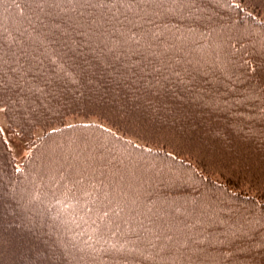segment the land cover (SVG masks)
Listing matches in <instances>:
<instances>
[{"label":"trees","instance_id":"obj_1","mask_svg":"<svg viewBox=\"0 0 264 264\" xmlns=\"http://www.w3.org/2000/svg\"><path fill=\"white\" fill-rule=\"evenodd\" d=\"M247 5L0 0L8 123L29 139L59 123L20 165L0 132V264H264V20ZM91 109L112 127L63 123Z\"/></svg>","mask_w":264,"mask_h":264},{"label":"rangeland","instance_id":"obj_2","mask_svg":"<svg viewBox=\"0 0 264 264\" xmlns=\"http://www.w3.org/2000/svg\"><path fill=\"white\" fill-rule=\"evenodd\" d=\"M247 1V6L264 20V4L258 3L256 2V0ZM87 121L99 123L109 128L112 127L108 123L107 119L102 117V112L100 110L98 111V109H91L89 111H78L76 113L74 112V114L67 115L64 118L63 123L70 124L74 122ZM58 125L59 123H54L48 126L36 125L30 135L32 136V138L29 139L28 136L25 137L20 130L10 127L5 114V108L2 104H0V132L6 144L8 145V148L10 149V152L14 158L16 165H20L21 162L28 156V154H30L32 150V141L34 139L41 136L46 131L55 128ZM126 133V137L133 141L139 140L138 138H140L137 135H131L129 131Z\"/></svg>","mask_w":264,"mask_h":264},{"label":"bare ground","instance_id":"obj_3","mask_svg":"<svg viewBox=\"0 0 264 264\" xmlns=\"http://www.w3.org/2000/svg\"><path fill=\"white\" fill-rule=\"evenodd\" d=\"M186 143H187L189 146H190V144H191L189 140H186ZM186 156H187V157L191 156V155H190V150H187V152H186Z\"/></svg>","mask_w":264,"mask_h":264}]
</instances>
